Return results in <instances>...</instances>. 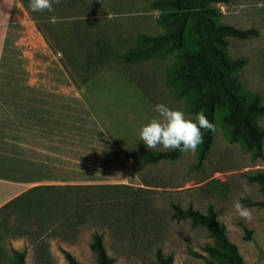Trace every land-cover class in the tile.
I'll list each match as a JSON object with an SVG mask.
<instances>
[{
  "label": "rangeland",
  "instance_id": "obj_1",
  "mask_svg": "<svg viewBox=\"0 0 264 264\" xmlns=\"http://www.w3.org/2000/svg\"><path fill=\"white\" fill-rule=\"evenodd\" d=\"M23 2L28 7L29 0ZM151 2L57 0L52 12L29 10L52 47L62 50L60 59L74 82L86 87L95 116L131 157L138 181L133 187L33 193L50 215L38 214L24 200L10 205L0 212V264H17L14 251L24 253L25 264H66L62 249L83 264H97L89 248L94 233L102 235L113 264H155L156 249L172 256L170 264H205L202 247L211 243L207 231L188 220L172 219L171 202L201 213L211 206L243 262L264 264V209L247 204L262 196L258 185L245 178L264 171V138L262 154L255 157L239 141L227 138L217 114L201 166L195 165L197 150L174 161L142 164L143 155L166 151L159 146L149 150L138 140V129L154 115L156 103L196 114L189 109L188 98L169 84L176 51L163 48L145 60H123L140 35L165 31L156 22L159 11ZM214 6L221 12L218 23L257 31L247 39H227V56L246 61L238 77L243 88L264 104V0H229ZM257 124L264 132V115Z\"/></svg>",
  "mask_w": 264,
  "mask_h": 264
},
{
  "label": "crops",
  "instance_id": "obj_2",
  "mask_svg": "<svg viewBox=\"0 0 264 264\" xmlns=\"http://www.w3.org/2000/svg\"><path fill=\"white\" fill-rule=\"evenodd\" d=\"M23 0H0V208L34 187H133L109 135Z\"/></svg>",
  "mask_w": 264,
  "mask_h": 264
},
{
  "label": "trees",
  "instance_id": "obj_3",
  "mask_svg": "<svg viewBox=\"0 0 264 264\" xmlns=\"http://www.w3.org/2000/svg\"><path fill=\"white\" fill-rule=\"evenodd\" d=\"M228 2L229 0H152L151 7L159 11L156 22L165 31L158 36L140 35L137 46L125 52L123 60L130 63L145 60L163 48L176 51L175 63L169 70V84L176 86L179 95L188 98V106L192 112H203L213 125L219 114L227 138L239 141L247 151L260 157L264 132L258 126L257 118L264 115V104L260 103L258 95L250 94L243 88L238 77L237 71L246 61L243 58L229 59L227 56V39H247L258 33L253 28L239 29L217 22L221 12L214 5ZM212 136L213 129L203 131V142L197 149V167L201 166L208 154ZM181 154L179 151H156L143 155L142 164L160 160L174 161ZM245 178L258 185L262 196L261 200L247 204L264 209V171L245 174ZM61 188L79 187H34L10 200L0 208V212L24 200L23 202H31L38 214H49L47 210L45 211L48 213L43 212V205L40 203L42 199H36L33 193L42 189ZM169 206L172 219L188 220L192 226H200L207 231L211 243L202 247L206 254L205 264H245L237 247L228 240L225 228L217 220L211 206L204 213L191 206L182 209L172 202ZM89 248L97 264H113L114 260L107 254L101 234L92 235ZM61 253L66 264H83L67 250L62 249ZM13 254L17 264H25L24 253L14 251ZM154 257L155 264H170L172 261V256H164L160 249L155 250Z\"/></svg>",
  "mask_w": 264,
  "mask_h": 264
},
{
  "label": "clouds",
  "instance_id": "obj_4",
  "mask_svg": "<svg viewBox=\"0 0 264 264\" xmlns=\"http://www.w3.org/2000/svg\"><path fill=\"white\" fill-rule=\"evenodd\" d=\"M57 0H29L31 12L53 11ZM154 115L147 118L138 129V140L147 149L157 146L166 151L194 153L203 142V131H211L214 125L203 112L186 115L179 108L169 107L165 103L153 106Z\"/></svg>",
  "mask_w": 264,
  "mask_h": 264
}]
</instances>
